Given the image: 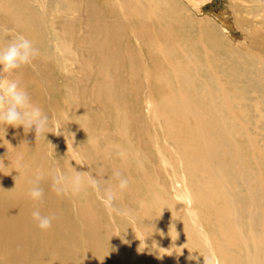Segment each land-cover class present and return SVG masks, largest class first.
I'll return each instance as SVG.
<instances>
[{"label":"bare ground","instance_id":"1","mask_svg":"<svg viewBox=\"0 0 264 264\" xmlns=\"http://www.w3.org/2000/svg\"><path fill=\"white\" fill-rule=\"evenodd\" d=\"M210 1L0 0V47L13 30L39 50L7 78L51 123L0 128V264H264V20L237 19L236 46ZM69 164L128 177L120 214L87 185L58 195Z\"/></svg>","mask_w":264,"mask_h":264},{"label":"clouds","instance_id":"2","mask_svg":"<svg viewBox=\"0 0 264 264\" xmlns=\"http://www.w3.org/2000/svg\"><path fill=\"white\" fill-rule=\"evenodd\" d=\"M5 35L7 43L0 47V73L5 74L0 78V128L6 131L8 126L22 127L25 133L34 129L35 139L41 135L45 137L51 127L49 116L31 100L29 93L15 79H8L6 75L24 66H34L33 61L38 57L39 50L22 33L8 30ZM75 162L77 165L86 164L84 161ZM72 169L71 176H65L59 171L49 174L51 187L58 195L78 194L87 185L96 192L108 214H120L115 201L128 189V177L117 169L107 179L101 173L94 177L89 172ZM43 177L44 174L37 170L36 182L27 191L28 198L36 204L44 197V189L40 186ZM31 218L36 227L45 232L52 227L54 219L52 215L43 214L39 207L33 208Z\"/></svg>","mask_w":264,"mask_h":264},{"label":"rangeland","instance_id":"3","mask_svg":"<svg viewBox=\"0 0 264 264\" xmlns=\"http://www.w3.org/2000/svg\"><path fill=\"white\" fill-rule=\"evenodd\" d=\"M188 1L193 2L194 0ZM186 5L189 6L187 1ZM202 6L205 8L202 10L203 12L205 11L206 13L214 14L224 22L223 26L219 23L222 27V32L223 34L225 33L224 35L228 40H231V42L233 41V44L236 46L253 45V43H251L252 41H249L246 36V34L248 35V32L245 31L246 29L240 26V24L245 27L259 25L261 21L264 20V0H212L208 3H204ZM192 18L193 21L191 18L190 21L194 23L197 17ZM237 19L240 24H238V22L236 23ZM196 27L192 25V28L196 29ZM225 56L226 54L221 52V56L218 55V60L224 59Z\"/></svg>","mask_w":264,"mask_h":264}]
</instances>
